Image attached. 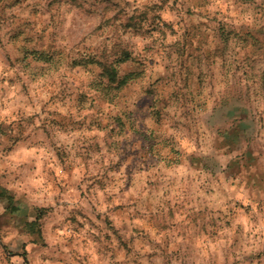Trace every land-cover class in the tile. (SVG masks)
Wrapping results in <instances>:
<instances>
[{"label": "clouds", "instance_id": "obj_1", "mask_svg": "<svg viewBox=\"0 0 264 264\" xmlns=\"http://www.w3.org/2000/svg\"><path fill=\"white\" fill-rule=\"evenodd\" d=\"M0 264H264V0H0Z\"/></svg>", "mask_w": 264, "mask_h": 264}, {"label": "rangeland", "instance_id": "obj_2", "mask_svg": "<svg viewBox=\"0 0 264 264\" xmlns=\"http://www.w3.org/2000/svg\"><path fill=\"white\" fill-rule=\"evenodd\" d=\"M130 115H132L133 117H135L136 114H135V113H132V114H130ZM118 122H119V121H118ZM249 155H251V153H249Z\"/></svg>", "mask_w": 264, "mask_h": 264}]
</instances>
